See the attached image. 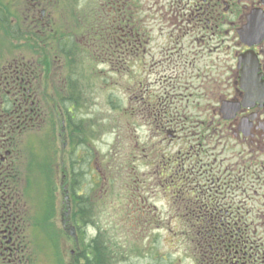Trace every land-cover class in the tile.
Returning a JSON list of instances; mask_svg holds the SVG:
<instances>
[{
  "label": "flooded vegetation",
  "instance_id": "flooded-vegetation-1",
  "mask_svg": "<svg viewBox=\"0 0 264 264\" xmlns=\"http://www.w3.org/2000/svg\"><path fill=\"white\" fill-rule=\"evenodd\" d=\"M82 1L0 0V264H103L101 233L113 223L101 219L100 207L113 210L118 220L121 213L112 193H103L96 206L85 185L74 192L75 178L90 177L83 113L91 97L87 81L74 83L72 49L74 42L83 50L95 46L101 33L115 44L116 60L106 56L102 67H120L123 29L131 55V100L140 107L131 114L149 123L155 137L148 136L144 146L151 152L160 146L163 159L153 166L148 151L145 162L138 153L134 157L137 168H148L147 192L142 190L147 201L158 195L153 187L163 188L173 210L166 222L173 228L167 229L186 228L187 202L173 189L181 180L186 190L183 177L192 163L199 173L201 164L210 166L217 181L225 182L230 200L226 218L216 217L212 224L214 238L196 236L192 241L194 264H264V0H149L147 10L155 12L151 27L139 13L138 0ZM73 2L79 4L75 17ZM79 18L81 33L74 23ZM155 21L167 22L170 46L150 45ZM58 82L61 89L51 93ZM52 104L62 120V151L68 129L75 141L68 172L62 173L60 221L56 194L48 195L43 212L36 164L43 160L52 168L54 163L56 154L48 149L55 120ZM135 139L139 151L137 129ZM175 140L179 148L172 155L168 150ZM206 146L210 150L204 154ZM96 161L94 177L106 182L109 166ZM144 209L133 230L145 231L135 240H143L141 234L153 224L164 223L153 219L152 205ZM120 223L115 226L121 228ZM180 234L178 239L185 242ZM128 250H110L109 260L120 262Z\"/></svg>",
  "mask_w": 264,
  "mask_h": 264
},
{
  "label": "rangeland",
  "instance_id": "rangeland-1",
  "mask_svg": "<svg viewBox=\"0 0 264 264\" xmlns=\"http://www.w3.org/2000/svg\"><path fill=\"white\" fill-rule=\"evenodd\" d=\"M138 1L141 3V9H143V11H139V13H141L146 18L147 24L149 25V27H151L149 21L151 22L152 15L153 13H155L153 12L154 9L150 11L147 10L149 0H138ZM81 3H85L84 5H87L88 0H84ZM73 5H74L73 7H74V17H75V6H79V4L78 3L75 4V2H73ZM82 7L86 8V6H82ZM71 12H72V7H71ZM68 16H69L68 18H70L71 16V13H69V9H68ZM106 20L108 22V19ZM144 22L141 23L143 24ZM154 25H155V36L153 38H149L150 41H152L150 45L153 47L170 46L172 42H171V37L169 36L170 27L167 25V22L163 23L162 21H155ZM162 27H164L163 30L161 29ZM144 29H146V27H144ZM79 47L80 46H78L77 48ZM84 65L85 67L95 65L99 68H102L101 62L95 64L87 60L84 61ZM130 75H132V72L130 73ZM126 76H128L127 79H125ZM126 76L124 77L123 75L120 76L119 80L117 79V82L120 83V86L122 88L121 92L126 91L129 93L128 90L129 84L132 83L131 76L129 77V74ZM142 76L144 77L145 75L143 74ZM150 79H154V78H150ZM61 87L62 85L60 84V82H58L57 85L53 84V86L50 88L49 91L51 93H54V88L55 89L58 88L59 90L61 89ZM88 87L91 98L88 104L87 102L85 103L86 104L85 107L87 109L83 113L85 114V120L87 122L85 123V129H86L85 133L87 134V137H89V139L93 141V145H92L93 148H95L100 153H102L101 155L107 154L110 148L116 146L115 142H117L116 140L117 136L120 138L119 144H121L122 148H126L125 153L128 154L129 151L134 146V144H136L135 143L136 129L138 133V141L141 147L145 148L144 145L149 144L148 136H150V138L155 137L154 132H151L150 130L149 123L145 124L146 122L144 121V119L140 117L137 118V116H132L131 119L129 118V116L123 115V113L122 115L117 112L115 113L107 106L104 96L101 95L97 90H95V88L97 89L95 83L93 82L89 83ZM128 104L129 105L126 106V108L129 109L127 110L128 112L135 110L136 107L137 109L140 108L137 105L136 100L135 101L131 100V92H130V103ZM52 107L54 111L53 116L55 120L52 123V128L48 133L49 138H51L52 145L51 146L47 145V146L48 149H51L52 155L56 154L54 156V163H52V168L49 167L51 165H49L47 162L44 163L43 160L41 161V163L37 162L36 164L40 168L39 190L42 195L43 212L45 210L44 202L47 199L48 195L56 194V197L54 198L55 199L54 207H56L57 217L58 220L60 221L61 219L60 217L62 215V209L64 208V198H63L64 190L61 185L62 173L64 171L68 172L67 170L69 169L70 166L69 159L73 152V146L75 141H72L71 133L70 130L68 129L67 135L65 137L66 143L68 145L66 150L62 151L61 148L65 144L64 138L60 135V131L62 130V120L58 117L60 114H58L55 111V105L52 104ZM192 112H193V108H192ZM118 127L120 128L119 131H117ZM176 141L177 140H175L173 143L174 146H171L170 149L168 150L169 153H171L172 155L176 153L179 148V145H177L178 141L177 143ZM201 141L202 144H205L204 143L205 140L204 141L201 140ZM154 142H156V140ZM135 147H133V149H135ZM209 147L210 146L205 147L204 154L206 153V151L210 150ZM158 148L161 147L160 146L157 147L156 149H154L153 152L148 151L147 149H145L143 152L141 149H139L140 152L137 151V153L140 156L142 155L139 161L143 162L142 158H145L143 155L145 154L146 151H148L146 152L145 155L147 156L151 155V159L153 158V166H154L155 162L159 161L162 158V156L157 151ZM34 151L36 154L40 152L38 147H34ZM220 151L221 149H218V152ZM202 152L200 155L204 157V155H202ZM222 156L226 157L225 155ZM39 157L45 158L43 157L42 154ZM151 159L148 160V162H150ZM96 163L100 167L103 165L102 161L98 163L97 160ZM137 166L138 168H136V170L139 173V175L141 173H145L146 170L148 169L147 165L145 167H141V164H137ZM93 168H95L94 164H93ZM49 172L51 173L50 176H48ZM154 180L155 179H153V181ZM116 183L118 184V186L113 189L116 192L114 195H112V198H115L116 203L118 204L117 193H120L121 191V184H122L121 179H119V181ZM156 183L158 184V182ZM90 189H91L90 191L91 196L93 197L94 200L93 203L97 206L101 202V198L103 197V187L96 182H90ZM162 190L163 188L161 189L160 186L153 187L152 190L153 193L156 192L158 195L154 196L151 199L150 204L153 206V208H155L156 214L153 215V219L156 220L158 218H162V221L164 223L159 224L157 226L153 224L151 227L147 228L148 230L144 232V234H141L143 240L134 239L137 230H129L128 224L120 223L121 225L126 227L127 230L124 229L123 227L119 228L117 225L115 226V223L117 224L118 221H123V220H118V214L114 213L113 210H111L110 208L105 209L103 207L104 205L100 207L104 211V213L98 214L101 217V219L108 223L110 222L113 223L112 228L106 229L101 233V239L103 240L104 243L101 250L102 252L101 257L103 256L102 257L103 264H108L107 261L111 262L109 260L110 250L113 251L115 248H117L119 251H122L124 247L130 249L128 250V253L121 256L120 262H115V263L111 262V264H194L195 248H193L194 247L193 242H191V240L189 239H185V242H183L181 239H178L176 231L172 232V230L167 229V228H173L171 226L167 227L166 225L167 221L170 222L172 220L173 210L171 209L172 207L171 203L168 202ZM86 191L88 193V189ZM99 193H102L100 197L98 195ZM100 208L98 209L101 210ZM95 211L97 212V208H95ZM101 227H103V224H101Z\"/></svg>",
  "mask_w": 264,
  "mask_h": 264
},
{
  "label": "trees",
  "instance_id": "trees-1",
  "mask_svg": "<svg viewBox=\"0 0 264 264\" xmlns=\"http://www.w3.org/2000/svg\"><path fill=\"white\" fill-rule=\"evenodd\" d=\"M78 14L84 16L82 11H79ZM74 23L78 26L79 33H81V19L79 18ZM100 30L102 32L104 29L101 27ZM95 31L97 32L98 29H96ZM123 31L124 29L122 30V34L120 35L122 39V47L120 46L122 53L120 67H113L112 69L103 67L99 68L95 65L85 67L84 61L88 60L95 64L101 62V64H103L102 62H106V56H113L115 44L111 41V39L108 40V37H101L100 33V37L95 39V46H91V48L89 49L83 50L82 46L77 48L78 44L76 42L73 43V74L75 84L81 85L86 81L88 82V84L91 82L95 83L97 87V89L95 88V90H97L101 95L104 96L109 109L121 115L123 113V115L129 116V118L132 119L131 112H128L127 110L129 109L126 108V106L129 105L128 103H130L131 86L129 84V93L125 90V92H121L122 88L120 86V83L117 82V79L119 80L120 76L122 75L124 77L129 74L130 77V73L132 71L129 64L131 55L130 52H128L125 48V36L123 34L125 32ZM97 40H100V43L98 42L96 44ZM102 40H104V42H102ZM114 57H112V60L116 62ZM127 78L128 76L125 77V79ZM119 130L120 128L118 127L117 131ZM116 140V146L113 147L112 145L113 148H110L108 153L105 155H101L102 153L93 148V141L89 140V180L81 181L79 178H75L73 187L74 192L77 193L80 191L82 186L85 185V187L88 189V193H90V182H96L100 184V186H103V193H112V195H114L116 191L113 189L118 186L116 182L121 179V191L120 193H117V199L119 200L118 208L121 213L119 220L123 221L119 222L128 224L129 230H133L136 218L147 211L146 209L143 210V208H148V206L151 205V199L147 201L148 194L145 193L147 192V188L145 186L146 183L149 182V180L144 175V173H141L139 175L136 170L137 167L134 164V157L137 154L135 144L133 146L135 147V149H133L132 147V149L127 154L125 153L126 148H122L121 144H119L120 138L118 136ZM202 140L204 141L205 138L203 137ZM140 149L143 151L144 148L140 146ZM141 157L142 155L140 156V158ZM97 159L98 163L102 161V167L106 168L107 166H109V169H107L109 176H107L108 180L106 182H103L102 179L97 182L94 177L97 169L95 170V168H93V164ZM162 160L163 159L161 158L159 161ZM165 160L166 157L164 158L163 162H165ZM143 162H145L144 158ZM201 166L202 168L199 173L197 169L194 168V164H192L189 173L184 175L183 179H186V190H182L181 185L182 183H184V181L181 180L176 182L177 186L173 189L176 192L174 194L177 198H185L187 202V211L185 215L186 220L188 221V226L186 228L173 229L172 232L176 231L177 234L181 233L180 236H184L185 239H189L191 240V242L195 240L196 236L201 237L203 241H205L206 239H210V237L214 238V235L211 234L213 230L212 224H214L216 217L222 215L226 218L225 212L227 206L229 205L228 201L230 200V193L227 192L225 182L217 181V178H215L214 174L210 171V166H204V164H201ZM141 167H144V165ZM96 174L98 175V173ZM167 175L169 177V173ZM79 177H81V175H79ZM142 190H144L145 192H143ZM200 191L202 193H199ZM176 197H173V199L177 200ZM196 202H198V204ZM154 210L155 209H152V211ZM154 214H156L155 211ZM122 227L126 229V227ZM143 231H145V229H137L134 237H136L137 234Z\"/></svg>",
  "mask_w": 264,
  "mask_h": 264
}]
</instances>
